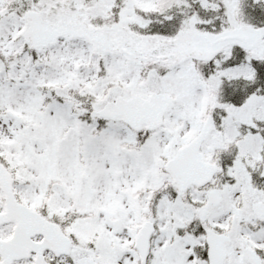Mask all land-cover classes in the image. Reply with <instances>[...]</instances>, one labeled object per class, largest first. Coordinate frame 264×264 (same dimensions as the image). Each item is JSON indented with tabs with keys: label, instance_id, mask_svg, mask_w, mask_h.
Here are the masks:
<instances>
[{
	"label": "snow or ice",
	"instance_id": "1",
	"mask_svg": "<svg viewBox=\"0 0 264 264\" xmlns=\"http://www.w3.org/2000/svg\"><path fill=\"white\" fill-rule=\"evenodd\" d=\"M0 264H264V0H0Z\"/></svg>",
	"mask_w": 264,
	"mask_h": 264
}]
</instances>
